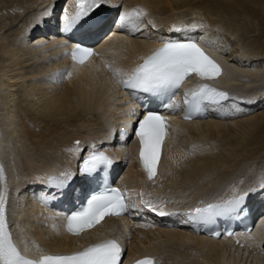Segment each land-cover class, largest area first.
Segmentation results:
<instances>
[{"label":"bare ground","instance_id":"6f19581e","mask_svg":"<svg viewBox=\"0 0 264 264\" xmlns=\"http://www.w3.org/2000/svg\"><path fill=\"white\" fill-rule=\"evenodd\" d=\"M59 1L0 0L2 8H9L8 15L2 17V14L0 20V65H4L0 67V164L6 170L4 186L10 192L21 190L20 196L12 192L9 216L17 243L28 253L39 249L62 252L79 249L98 236L110 235L132 244L130 260L153 254L159 264V253L163 252L171 254L166 264H264L262 212L263 222L259 227L220 240L193 231L191 225L173 216L186 219V215L178 214L183 205L200 199L201 203L225 199L245 191L251 193L249 188L253 187L259 194L252 198L261 204L257 210L264 209V195H260L264 189L258 186L264 179V171L251 169L254 166L250 168L248 164L255 158L256 163L264 161L260 157L264 152V82H260L264 81V45L247 44L245 40L249 37H241V31L249 28L244 19L264 20V0H105L94 20L120 6L123 12L143 9L147 15L135 31L122 27L118 21L110 38L99 48L98 57L95 55L83 64L71 63L68 50L83 40L94 41L92 44L102 42L101 37L94 39L99 28L90 33H76L73 40L69 39L70 35H61L58 20L61 14L63 21V6L71 14L76 5L75 0ZM199 14L204 15L210 30L198 22ZM187 16L195 20L193 25ZM39 17L47 18L38 21ZM55 18L58 29L54 27ZM149 20L154 30L147 33ZM19 23L22 26L15 29V38L8 42L5 33L13 31ZM186 25L194 28L192 33L196 38L206 40L212 34L218 39L217 44L214 40L207 42L215 53H222L225 66L224 74L214 83L246 92L242 104L232 100L215 106L205 120L173 116L172 127L179 129L178 134L181 131L189 134L190 139L181 140L185 145L181 149L176 144L178 134H170L159 174L148 181L138 162L139 147H134L133 141L130 143V122L139 105L121 96L120 76L132 68L137 58L141 59L166 39H189ZM35 26L39 29L34 32ZM155 28L161 30L156 32ZM144 29L147 31L143 32ZM105 33L106 30H101L102 36ZM261 34L260 38L264 37V31ZM228 49L231 59L225 54ZM184 85L192 90L198 86V80L192 77ZM32 91L36 92L34 96ZM134 95L144 106L148 105L144 95ZM34 100L41 104L36 107ZM177 104L178 98L172 106ZM117 113H120L118 117ZM97 129L99 132H94ZM115 131H119L117 136ZM77 141L80 150L69 151L77 147ZM100 148L109 149L113 158L124 164L119 173L124 174L121 181L128 191L132 216L126 220H106L88 232L73 236L64 230V218L60 214L63 204L49 207L47 201L55 195L49 193L45 181L50 174L62 177L71 173L78 180L77 187L70 191L71 199L75 200L84 190V184L88 186L87 179L79 174L77 158ZM252 178L253 186L247 185ZM209 186L213 187L208 192ZM131 200L136 201L135 205L142 210L140 214L145 215L133 217ZM155 202L161 208L151 214L144 205ZM171 207L173 213L169 212ZM155 214L157 220L151 223L149 219ZM118 224L124 227L123 231ZM141 224H150V229L143 230Z\"/></svg>","mask_w":264,"mask_h":264},{"label":"snow or ice","instance_id":"6c2138e0","mask_svg":"<svg viewBox=\"0 0 264 264\" xmlns=\"http://www.w3.org/2000/svg\"><path fill=\"white\" fill-rule=\"evenodd\" d=\"M104 2L105 0H75V13L72 16L65 13L63 17L64 31L67 32L74 27L94 22L95 13ZM146 15L147 12L143 9L125 11L120 15L119 23L122 27L135 31L142 17ZM91 55L93 52L90 48L80 45H77L72 52L73 59L81 64ZM221 71L220 66L205 53L197 42H167L144 58L143 63L133 69L128 78L122 80L121 83L125 87L145 93L164 94L179 88L189 76L195 75L201 81H208L216 79L221 75ZM190 94L193 98L190 103L195 106L196 110L200 109L204 101L219 103L228 99L226 92L219 91L207 83H201L198 89L190 91ZM166 127L164 116L149 111L140 120L138 130L135 132L141 144L140 160L149 179L156 175L161 146L166 136ZM79 150L78 141L76 148L69 149V151ZM111 164L112 159L109 156L103 152H93L83 161L81 172L88 176ZM70 178L71 173H65L59 178L50 177L49 183L57 188H64ZM4 179L3 168L0 166V181ZM258 186L264 189V179L259 181ZM247 196L248 193L245 192L226 201L209 203L195 208L194 213H189V215L193 219L209 222L217 217L242 213L245 210ZM6 204L5 187L3 191H0V264H121L123 249L116 240H104L71 254H42L39 259L28 258L17 247L8 228ZM127 208L125 197L119 189L105 187L103 191L92 195L78 211L67 217V231L73 235H80L100 224L107 216L123 215ZM36 247L39 248L38 245ZM137 264H156V261L152 258H145Z\"/></svg>","mask_w":264,"mask_h":264},{"label":"rangeland","instance_id":"374dc122","mask_svg":"<svg viewBox=\"0 0 264 264\" xmlns=\"http://www.w3.org/2000/svg\"><path fill=\"white\" fill-rule=\"evenodd\" d=\"M61 1L62 0H60L59 1V3H61ZM203 1V0H202ZM1 3V2H0ZM2 3L0 4V18H1V15H2V17L4 16H6V15H8V10H9V8L7 9H5V7L4 8H2ZM75 9V8H74ZM107 9H109V8H107ZM7 10V11H6ZM5 11V12H4ZM73 12H74V10H73ZM73 12H71V13H73ZM108 12V11H107ZM12 14V13H11ZM48 15V14H47ZM191 15V14H190ZM60 18H61V14H60V16H59ZM191 16H187V20L189 19V23H191V25H193L194 24V21L195 20H192L191 18H190ZM196 17V16H195ZM47 17H45V18H42V20H44V19H46ZM58 18V17H57ZM59 18V19H60ZM3 18H1L0 20H2ZM147 19V18H146ZM198 19H199V21L198 22H201V23H204L205 24V21H206V19L204 18V15H200L199 14V16H198ZM238 19V18H237ZM239 19H242V18H239ZM39 20H41V18L39 17V19H38V21ZM41 20V21H42ZM245 20V22H246V24L248 25L247 27H249V28H246V29H243L240 33H241V37H242V39H246V38H248L247 40H245V42H247V44H252V43H254V45H258V43H259V45L260 46H262V44L264 45V37H261L260 38V34L261 33H263V31H264V20H260V22L257 20V21H253V20H250V19H244ZM244 20L242 21V22H244ZM247 21H249V22H247ZM251 21V22H250ZM147 23V28L146 29H148V32L147 33H149V31H151V30H154V26L152 27V22L149 20L148 22H146ZM223 23H225V20H224V22ZM236 23V22H235ZM235 23H234V26H236L235 25ZM144 24V23H143ZM190 25V26H191ZM206 26H207V28L210 30V27H208V23L207 24H205ZM19 26H22V24H18L17 26H15L14 27V30L13 31H7L6 33H5V35H7L6 36V39H7V41L8 42H12V40L15 38V35H13V34H15L14 32H16L15 31V29L17 28V27H19ZM167 26V25H166ZM186 26H188V25H186ZM185 26V27H186ZM224 26L226 27L227 26V24H224ZM144 27H145V25H144ZM184 26H183V28H185ZM237 27H239V25H237ZM188 29H189V27H187ZM37 29H39V28H37ZM36 29V26H35V28L34 29H32L34 32L37 30ZM159 28H155V30H157L156 32H159L160 30H158ZM248 29H249V31H248ZM253 29H255V31L253 32H251L250 30H253ZM214 30V29H213ZM145 31H147V30H143V32H145ZM155 32V33H156ZM250 32V33H249ZM106 33H107V31H106ZM105 33V34H106ZM152 32H150V34H151ZM204 33V32H203ZM149 34V35H150ZM261 36H263V34H261ZM14 37V38H13ZM32 38H31V40L33 39V36H31ZM211 37V38H210ZM213 37V38H212ZM12 38V39H11ZM180 38V37H179ZM207 39L209 40H214V44H217V41H218V39L216 38V36L214 35H212V34H210V35H207ZM216 39V40H215ZM35 41V40H34ZM33 41V42H34ZM216 41V42H215ZM248 41H250L249 43H248ZM233 42V41H232ZM37 43V41L35 42V44ZM256 43V44H255ZM34 44V45H35ZM213 44V45H214ZM238 44V43H237ZM241 45V44H240ZM255 47V46H254ZM229 51H230V49H228L227 51L225 50V54H226V56H229ZM239 51V50H238ZM229 58L231 59V57L229 56ZM30 65V64H29ZM260 65V64H259ZM2 66H4L3 64L2 65H0V67H2ZM27 69H28V67H26ZM261 68V67H260ZM261 83L262 82H264V81H260ZM259 82V83H260ZM13 91H15V90H13ZM50 91L52 92V90L50 89ZM13 93V92H12ZM32 94L34 93V94H36V92L35 91H32L31 92ZM6 94H8V91H6ZM34 94H33V96H34ZM2 95V94H1ZM4 95V94H3ZM38 97V96H37ZM41 104V102L39 103V101L38 100H36V102H35V100H34V105L36 106V107H38L39 105ZM242 104V103H241ZM119 114L120 113H117V115H116V117H118L119 116ZM115 117V118H116ZM31 124H33V122L31 121ZM117 127V126H116ZM120 129H122V130H124L122 127L120 128ZM86 132V131H85ZM94 132H99V130L97 129V130H95ZM98 136H101V135H99L98 133H96ZM95 134V135H96ZM117 134H119V133H117ZM183 139V141H185V140H189L190 139V136H189V134H187V133H185V132H182L181 131V133L180 134H178V137H177V142H176V144H178V145H181V149H184V146L185 145H183L182 143H181V140ZM17 140H19V138L17 139ZM57 142V141H56ZM189 148V147H188ZM82 153V152H81ZM81 153L79 154V156L81 155ZM84 153H82V155H83ZM81 155V156H82ZM121 155V154H120ZM78 156V157H79ZM260 157L263 159L264 158V152L260 155ZM78 159V161H79V158H77ZM7 160H8V156H7ZM256 160H257V158H255V159H253V160H250L249 161V167L251 168L252 166H254V168H251V169H260L261 171H264V161H262V162H260V163H256ZM49 171H51V170H49ZM24 176H25V178H26V172L24 173ZM22 177V176H21ZM264 177V176H263ZM263 177H261V178H263ZM254 178H252V179H250V180H248V182H249V184H247V185H249V186H253V182H254V180H253ZM28 181L30 180V182H33L30 178L29 179H27ZM246 183V182H245ZM33 184V186H36V187H39V184H37V183H32ZM35 184V185H34ZM244 185V184H243ZM40 187H41V184H40ZM213 186H209V188H207L208 190V192H209V190L212 188ZM32 188H29V190H31ZM38 189V188H37ZM250 189V191H251V193L253 194H251V197H253V198H255V196L257 195L258 196V194L259 193H257V191H256V188L255 187H253V188H249ZM23 191H24V189H22ZM26 190V189H25ZM33 190V189H32ZM31 190V191H32ZM22 191V192H23ZM29 193V192H28ZM260 195H262V194H260ZM259 195V196H260ZM27 197L25 196V199H26ZM156 201V200H155ZM158 203V202H157ZM155 204V205H154ZM153 205L152 204H148V205H144V207H145V209H147L151 214H153V212L155 211V210H158L159 208H161V207H158L159 206V204H157L156 205V202L154 203ZM174 205V204H173ZM176 205H178L177 204V202H176ZM176 205H174V206H176ZM153 209H155V210H153ZM172 207H171V209L169 210V212H172ZM141 212L140 211H137V215L139 214V215H145L144 213H142V214H140ZM173 213V212H172ZM25 216H27V214H24ZM156 216V217H155ZM155 216H152L149 220H150V222L151 223H155L156 222V220H157V217H158V215H156L155 214ZM28 218V217H27ZM153 219V220H152ZM119 225V224H118ZM58 226V225H57ZM119 226H121V225H119ZM18 228V230H19V227H17ZM120 231H123L124 230V227L123 226H121L120 227ZM150 228L148 227V228H143V230H149ZM24 243L26 244V242H25V240H24ZM39 245V244H38ZM167 255H164V253L163 252H160L159 253V264H166L167 263V258L171 255V254H169V253H166ZM168 256V257H167ZM210 264H213V262H211ZM214 264H215V262H214ZM247 264H249V262L247 263Z\"/></svg>","mask_w":264,"mask_h":264}]
</instances>
